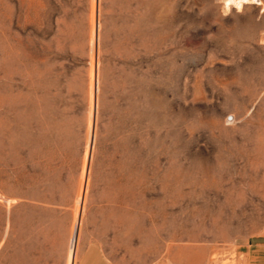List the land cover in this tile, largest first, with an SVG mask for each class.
Returning <instances> with one entry per match:
<instances>
[{
  "label": "rangeland",
  "instance_id": "374dc122",
  "mask_svg": "<svg viewBox=\"0 0 264 264\" xmlns=\"http://www.w3.org/2000/svg\"><path fill=\"white\" fill-rule=\"evenodd\" d=\"M263 237L264 0H0V260L242 264Z\"/></svg>",
  "mask_w": 264,
  "mask_h": 264
},
{
  "label": "crops",
  "instance_id": "0c3cea01",
  "mask_svg": "<svg viewBox=\"0 0 264 264\" xmlns=\"http://www.w3.org/2000/svg\"><path fill=\"white\" fill-rule=\"evenodd\" d=\"M36 189L40 193V184L37 187L35 183L31 186L26 178H23L20 173L18 174L17 179H13L7 184H3L2 197L4 201L2 210L5 222L7 221L8 229L11 228L12 223L18 220L20 211L27 202H36L34 198L36 195ZM38 197L40 199V194H38ZM96 250L91 252V254H93L94 264H112L102 251L99 249ZM242 256V264H264V237L260 241L248 244ZM29 262H33V259L31 258ZM0 264H22V262L7 258L1 259Z\"/></svg>",
  "mask_w": 264,
  "mask_h": 264
},
{
  "label": "bare ground",
  "instance_id": "6f19581e",
  "mask_svg": "<svg viewBox=\"0 0 264 264\" xmlns=\"http://www.w3.org/2000/svg\"><path fill=\"white\" fill-rule=\"evenodd\" d=\"M225 1L228 7L231 5H236L238 7H241L243 4H251L258 0H225Z\"/></svg>",
  "mask_w": 264,
  "mask_h": 264
},
{
  "label": "built area",
  "instance_id": "2783aa9c",
  "mask_svg": "<svg viewBox=\"0 0 264 264\" xmlns=\"http://www.w3.org/2000/svg\"><path fill=\"white\" fill-rule=\"evenodd\" d=\"M228 120H229V122H231V121H233V118H232V117H229V119H228Z\"/></svg>",
  "mask_w": 264,
  "mask_h": 264
}]
</instances>
